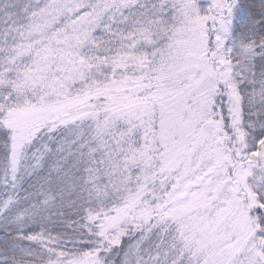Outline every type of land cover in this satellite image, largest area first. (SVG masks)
Here are the masks:
<instances>
[{
	"label": "snow or ice",
	"instance_id": "1",
	"mask_svg": "<svg viewBox=\"0 0 264 264\" xmlns=\"http://www.w3.org/2000/svg\"><path fill=\"white\" fill-rule=\"evenodd\" d=\"M0 264H264V0H0Z\"/></svg>",
	"mask_w": 264,
	"mask_h": 264
}]
</instances>
